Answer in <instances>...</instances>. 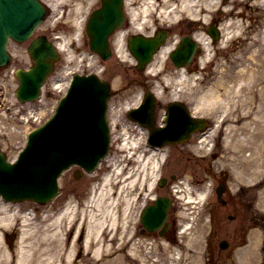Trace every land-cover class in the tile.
I'll list each match as a JSON object with an SVG mask.
<instances>
[{
    "label": "rangeland",
    "instance_id": "374dc122",
    "mask_svg": "<svg viewBox=\"0 0 264 264\" xmlns=\"http://www.w3.org/2000/svg\"><path fill=\"white\" fill-rule=\"evenodd\" d=\"M260 1L261 0H233L229 3V5L233 8V12L230 15L231 19L229 25L227 27L225 26L224 28H226V34H231V36H226V39L222 41L220 46L218 48H215V50H219H217L218 53L216 56H214L213 50H208L212 58L209 62L206 63V66L209 67V70L211 69L210 71L214 73L215 69H220L224 64H230V62L234 58L235 53L246 44V41L250 40V38L255 36L256 32L260 30L261 23H263L264 25V6L260 3ZM210 3L212 4V1ZM212 7L213 6H211V9ZM173 17L174 16H166L168 20L173 19ZM70 19V14L63 16V18H61V20L59 19L58 21L56 20V17L52 20L46 19V21H44V23L38 30L46 31L49 33V35L64 36L62 37V40L66 41L67 45L70 42H78V45H75L76 47H71V49L70 47H67L69 49L65 50L64 52L62 51V57L57 64L55 72L52 74L53 77H51L45 84L44 95L41 101L22 104L19 103L14 96L16 81H14L15 79H13V77L11 78V74H13L12 71L15 67L27 65L28 62L26 60H24L23 58H19L18 61H13L10 66H7L0 70V93H3L4 103L3 106H0V146L7 152L9 158H13L22 145L25 129L39 123L43 119V117H45L50 112L52 105L57 100L58 93L62 89L61 86L63 81L69 77L68 73L72 69H81L83 67L81 61L83 54L81 53H83L82 51L86 50V48L83 44L84 38L80 31L82 29V26L79 28V32L78 34H76L75 40H73L74 38L72 36V30L73 28H76V25L75 22H73V16L72 19ZM231 22L233 23L231 24ZM23 47L24 44L10 45V48L12 50L17 49L16 51H22V53ZM67 51H69L70 54H66ZM162 58L165 59L164 57ZM67 63L69 64L67 65ZM104 65L106 67V71L104 72L103 76L111 81L112 88L115 90V94H113L110 100L111 103L113 102L112 104L115 107L113 113V118L115 119V121L113 124L112 134L116 137L122 135V129L127 125L126 121L128 122V124H130V121L127 120L128 118L125 115V105L131 103L133 104L141 88L144 89L145 87L152 86L153 89L162 90L163 85L162 81L160 83L156 78L152 81L148 80L147 78L146 82H144L141 75H135L133 73V68H129L128 66L126 68L121 67L119 63L115 61V59L106 61ZM114 65L116 67H114ZM100 67L102 68L103 65H100ZM62 71H64V73L61 76H58L60 73H62ZM133 76H135L136 79H131V77ZM129 80L137 81L133 84H130L131 82H128ZM212 83V78L208 77L206 72H203L200 76L185 84L182 87L181 92L183 96H185V100L190 101L189 103L193 107L197 103V94L199 93V91L201 89L203 90V88H206V84H209V86H211ZM166 84H168L167 86L165 85V90L167 91V93L164 99H162L163 97L160 98L162 101L167 100L168 98H170V96L173 95L174 92L170 93V91H179L178 88L180 87V84L178 85L175 81H170ZM29 105H31L30 110ZM26 108L27 110H25ZM138 132L141 133L140 131ZM219 132L220 131H217L215 133L217 135H220ZM133 134H136V132H134ZM210 143L211 142H209L207 146H209ZM196 144L197 142H192V144H184L174 149L172 148L170 150V154L172 153V158L168 163L167 173L177 172L181 177L185 179H193L194 181H196L199 178L208 176V169H211V165L213 163L212 170H216L218 168H226L228 169L229 173L231 172L233 175H235L232 168L233 166H235V162L237 163V159L231 157H238L237 154L234 153L232 155L228 153L225 155V157H223V159L220 158L218 161L213 160L211 156L202 158L201 156H197L194 153V147L196 146ZM115 145L116 144H112L109 160L112 162L116 159L120 160V162L125 161V159H123L124 151H121V149H119V146L121 144L117 143V148L114 149ZM220 145L221 143H219L218 146L215 147V151H218V157H220L225 150L223 144L221 146ZM228 149L232 150L231 147H229ZM115 150L116 153L114 152ZM233 150L235 151L234 147ZM251 170L252 168H250V173L246 172L245 175L246 182H248L251 186H249L246 190L249 193L252 202V215L253 217H257V221L253 223L249 232L244 230V228L240 226L241 224L239 225L237 222L235 223V221L229 222L228 230H226L225 234L226 236H231L233 230H235V234L240 235L241 239L245 238L250 243L252 250H263L264 257V219L260 218V215L263 213L261 212L262 210L260 208V202L263 198L262 195H260V191L263 188L260 186L258 187V185L254 184L262 177V179H264V167L262 166L260 168L259 174L256 176L251 175ZM106 171V162L105 164L104 162H102L100 167L94 173L83 174L79 176V178H74L72 169L66 171L62 176L61 192L52 202H50L46 206H40L30 201L18 202L10 207L7 206L8 204L0 203V217L5 214L13 215L12 222H8L7 225L0 224V254L3 253L4 250L15 253V255L12 256L13 263L18 260L20 252L22 250H27V253L31 254V248H23L21 246V242L24 243L26 241L34 240L38 236L42 238V230L45 229L46 225L51 222L56 217V215H58L66 208V203L71 200L73 204H78L79 206L81 202H85L84 199L87 197V193L90 187L96 184L100 180L102 173ZM123 175L125 174L123 173ZM111 178L113 187L112 189L116 194V199H113V201H115L114 204L116 205L119 200L121 201L119 210H117L118 205H116L113 209L114 215L117 216L118 214V216H120L123 208L128 206L126 220H128L130 227L129 224L128 226H126L125 235L127 236L128 234L133 232L136 204L134 196H136V191L139 190L137 184L142 183L143 177L135 176L133 185L128 188L125 187L124 189L119 188V177L116 176L115 172L113 173ZM242 179L243 178L242 176L240 177V175L235 178L237 182L241 181ZM208 183H211V181ZM120 189L122 190L121 193ZM210 190L211 186H207V191ZM182 204L184 205V208L188 210L187 212L193 213L194 217L196 216L197 210L201 209L199 202H193L191 203V205L183 201ZM30 209L36 210L35 217L33 216L34 211ZM37 209L45 210V212L43 211V213H38L39 211H37ZM28 210H30V212L28 214V217H26L25 215L27 214L26 212ZM224 218L225 220H227L226 216ZM207 224L208 220L206 217V219H203V222L201 224H198L193 232H191V234L195 233V236L193 235V239L189 240L195 241L197 238L202 239L203 235L205 234ZM26 230L30 233L23 235L22 232ZM32 232H34L33 235H30ZM243 232H246V234H242ZM5 233L10 234V236L5 237ZM13 233L14 235H12ZM73 233L74 229L67 230L62 241V247H64L65 255L70 254V251L72 253L71 259L67 264H101V262L96 261L94 255H92V249H94V247H92V249L89 251L84 248L82 241L83 237L86 234V229L83 228L77 231L76 234ZM25 235L30 236L25 237ZM24 238L26 241H22ZM232 238L235 240L238 239L239 236ZM73 242L74 248H72ZM132 242L127 245L126 237H124L123 240H120L116 237L114 239H110V235H105L98 242V245H101L105 249L101 252H107V256L105 257V259L113 257L115 254H120L121 264H137V260L140 257L136 256L137 252L141 253V256L143 257L142 259L146 260V258H148L151 261V259L153 258L152 255L154 254L149 251L145 252V250L141 246V248L138 247V249L137 246L136 248H130L132 247L130 246ZM39 245L40 244H38L37 242L35 246L39 249ZM107 249L109 250L107 251ZM161 250L163 251V248H161ZM257 254L260 255L259 253ZM35 255L47 259L48 252L40 253V251L38 250ZM0 257V264H4L3 261H1V259H3V256L1 255ZM36 261L37 260H35L32 264H35ZM56 261L58 264H62L61 260ZM63 264L66 263L64 262Z\"/></svg>",
    "mask_w": 264,
    "mask_h": 264
},
{
    "label": "bare ground",
    "instance_id": "6f19581e",
    "mask_svg": "<svg viewBox=\"0 0 264 264\" xmlns=\"http://www.w3.org/2000/svg\"><path fill=\"white\" fill-rule=\"evenodd\" d=\"M260 3L264 6V0H261ZM208 4L210 3H201V0H178L176 8L177 10L183 9L187 11L188 14H196L197 10L200 9V11L205 12L201 16L205 19L208 8L212 6H208ZM51 5L53 6L52 3ZM153 5V1L149 0L143 2L139 6L131 8V21L134 23L143 19L142 21L144 22L151 9L150 7H153ZM82 7V0H79L76 2V5H74V11L73 9L69 11L70 16H73V22H75L76 27L82 24L80 15L82 13ZM172 11L174 12L175 8L172 9ZM232 23L233 22H231V24ZM260 27V30L256 32L255 36L246 41V44L235 53L231 64L218 70L217 77L213 81L212 86L207 87L206 90L199 94L198 102L195 106V109L199 107L206 109L211 106L216 107V111L222 113V115H220L221 118L219 120L216 119V127L220 126L221 119L225 120L222 126H224V138H228L227 144H230L227 146L231 148L234 147L235 152L239 153L236 168L240 173L243 172L246 175V172H248L251 166V175L253 176L258 175L260 168L262 166L264 167L263 23H261ZM227 36L230 37L231 34H227ZM200 39L202 38L200 37ZM118 40L120 41V39ZM202 42L205 46L204 48L208 50L205 40ZM58 47L64 50V42H59ZM162 52L164 53L165 49H162L156 57L159 58ZM157 58L148 65V72H154L159 69ZM160 73L159 71L158 74ZM154 74H157V72ZM160 79L167 81V74H161ZM184 79L185 78H178L177 81L183 82L182 80ZM248 147H250L249 155L245 156L244 154L243 156V150H246ZM232 151L233 149L231 152ZM133 162L134 164L139 163L142 167L138 172V177L143 176L144 179H147L150 173L146 171L148 167L144 159H140L137 155L133 158ZM121 168H123L122 165L121 167L117 166L118 171H116V176L119 177V188L124 189L125 187L128 188L133 185L137 173H133L132 170H129V174L123 175V170ZM111 181V176L108 174L105 175L103 181L94 192L92 199H90L91 201L88 200L87 203H83L82 208L73 207L71 204L68 205L64 211L56 215V217L46 225L45 229L42 230V238L38 236L34 239L35 241H26L24 238L22 241L26 242H21V246L23 248L26 247V249L31 248V254H28L27 250H22L18 260L13 263L12 256L15 255V253L4 250V252L0 254V256H3L1 261H3L4 264H32L37 260L35 264H58L56 260H61L62 264L64 262L67 264L71 259L72 253L70 251V254L65 255L62 241L67 230L76 226L77 228L86 229L83 245L88 251L94 247V249H92V255H94L96 261L101 262V264H121L120 254H115L113 257L105 259L107 252H101L105 249L101 245H98V242L105 235H110V239H114L115 237L123 239L125 236L127 220L124 217H126L125 213L127 207L123 208L120 216H118V214L117 216L114 215L113 209L118 205L117 210H119L121 201L119 200L116 205L114 204L115 201H113V199H116V194L112 189ZM121 192L122 190L120 193ZM25 216L28 217L27 215ZM12 220V214H5L0 217V224L7 225L8 222H12ZM22 233L24 235L30 232L26 230ZM33 233L34 232L30 235H33ZM30 235H25V237ZM37 242L40 244L39 249L35 246ZM72 248H74V242L72 243ZM38 250L40 253L48 252L47 259L36 256L35 253ZM108 250L109 249H107V251Z\"/></svg>",
    "mask_w": 264,
    "mask_h": 264
},
{
    "label": "water",
    "instance_id": "95a60500",
    "mask_svg": "<svg viewBox=\"0 0 264 264\" xmlns=\"http://www.w3.org/2000/svg\"><path fill=\"white\" fill-rule=\"evenodd\" d=\"M97 30V29H95ZM45 46L44 42H40L39 46L35 49V53L37 52V49L39 48H43ZM34 53V54H35ZM21 73H19L20 75ZM99 88V89H98ZM104 87H96L94 90V97H97V99L100 100V102L105 101L106 98V89H104ZM98 91V92H97ZM85 120H88V122H92L93 120L86 118ZM100 127H103V124L100 123L99 124ZM90 129H84V131H82L80 133V137L84 136V135H89L86 138V143L89 145V149L86 152L87 156L83 157L82 155V150H76V145H74V142H69V140L71 138L76 139L77 136H75V125L74 124H70L69 128H68V132L70 134H66V133H60L57 134V136L55 137V139L60 143V148L56 151V153L54 154V157H57L58 159H67L69 157H72L73 159H77V160H81V159H85L87 163L93 161V157H96L101 151H102V147L105 146V142H106V134L103 135L102 138L98 139L96 137L93 136V134H91ZM32 151V150H31ZM30 152H28L24 158H23V162L26 163L28 161V155ZM89 154H91V156H88ZM53 157V156H52Z\"/></svg>",
    "mask_w": 264,
    "mask_h": 264
},
{
    "label": "flooded vegetation",
    "instance_id": "af4514ba",
    "mask_svg": "<svg viewBox=\"0 0 264 264\" xmlns=\"http://www.w3.org/2000/svg\"><path fill=\"white\" fill-rule=\"evenodd\" d=\"M224 197V205L222 207L227 205H234L235 203L238 204L242 200H238L236 196L230 195L228 191H226L223 194ZM172 230V229H171ZM230 253H232L231 250H220V249H211L207 251V257L212 258V264H235V261L231 259Z\"/></svg>",
    "mask_w": 264,
    "mask_h": 264
}]
</instances>
